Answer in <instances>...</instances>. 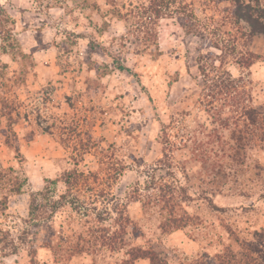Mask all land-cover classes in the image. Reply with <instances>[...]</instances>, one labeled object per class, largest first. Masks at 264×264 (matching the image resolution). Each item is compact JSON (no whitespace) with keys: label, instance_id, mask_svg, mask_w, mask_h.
Masks as SVG:
<instances>
[{"label":"rangeland","instance_id":"374dc122","mask_svg":"<svg viewBox=\"0 0 264 264\" xmlns=\"http://www.w3.org/2000/svg\"><path fill=\"white\" fill-rule=\"evenodd\" d=\"M235 10L0 0V264H264V35Z\"/></svg>","mask_w":264,"mask_h":264},{"label":"trees","instance_id":"16d2710c","mask_svg":"<svg viewBox=\"0 0 264 264\" xmlns=\"http://www.w3.org/2000/svg\"><path fill=\"white\" fill-rule=\"evenodd\" d=\"M227 1H231L235 4V8H236L235 16L240 21L245 22L251 28L253 33L264 35V16L262 15L256 16L255 13H252L253 11L251 6L249 4H246L247 2L244 0H227ZM9 36H11L10 33ZM139 259H150L151 264H168L166 261L155 255L153 252L147 254L145 252H142L141 255L135 258V261ZM219 261H220L219 264H245L243 263V261L237 259L236 256L231 252L225 254V257L221 258V260ZM195 264H208V263L206 261H201Z\"/></svg>","mask_w":264,"mask_h":264}]
</instances>
